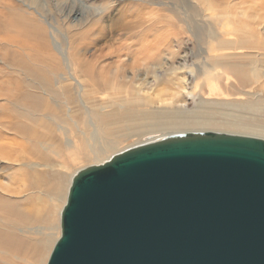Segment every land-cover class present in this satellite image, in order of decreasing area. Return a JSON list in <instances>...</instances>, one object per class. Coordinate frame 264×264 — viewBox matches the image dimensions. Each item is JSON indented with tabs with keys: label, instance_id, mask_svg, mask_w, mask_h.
Instances as JSON below:
<instances>
[{
	"label": "rangeland",
	"instance_id": "374dc122",
	"mask_svg": "<svg viewBox=\"0 0 264 264\" xmlns=\"http://www.w3.org/2000/svg\"><path fill=\"white\" fill-rule=\"evenodd\" d=\"M3 2L14 8L0 17V235L30 244L53 233L55 207L60 227L71 179L96 165L100 142L105 162L158 137L155 113L217 122L251 102L238 79L264 74V0ZM11 256L0 264H30Z\"/></svg>",
	"mask_w": 264,
	"mask_h": 264
},
{
	"label": "water",
	"instance_id": "95a60500",
	"mask_svg": "<svg viewBox=\"0 0 264 264\" xmlns=\"http://www.w3.org/2000/svg\"><path fill=\"white\" fill-rule=\"evenodd\" d=\"M47 264H264V139L177 133L72 179Z\"/></svg>",
	"mask_w": 264,
	"mask_h": 264
},
{
	"label": "bare ground",
	"instance_id": "6f19581e",
	"mask_svg": "<svg viewBox=\"0 0 264 264\" xmlns=\"http://www.w3.org/2000/svg\"><path fill=\"white\" fill-rule=\"evenodd\" d=\"M3 1L4 0H0V8H1L0 9V17H1V15H4V9L5 8H12V7L14 8V6L11 3L3 2ZM3 40H5V39L3 38ZM0 43H2V42H0ZM124 49H125V47H124ZM138 49H139V47H138ZM147 49L148 50L150 49L149 44L147 46ZM140 51H142V50H140ZM161 52L162 51H160V53ZM157 58L160 60L161 57H157ZM70 61H71L70 58L67 57V55H66L65 62L68 66L67 69L69 71L70 77L72 79L77 80L74 77V74H72V72H71L72 68L70 67ZM223 66L224 65H222V67ZM227 71H235V70L232 68H227ZM250 73L251 74L249 75V77H247V78L243 77V78L238 79V86L240 87V89H242V86H244V85L249 84L248 87H250V85L252 84V86H251L252 93L250 92V95H249V97L251 98V102L247 103V106H245V107L235 106L234 108L237 110L235 112L229 111L228 113L225 112L223 114V112L220 111L218 113V115L221 117V120H218L217 122H211L210 121V113L208 111H206L205 113H192V114H190L189 117H184V118H183V116H180L178 114H171L170 116H166L165 114L155 113V115L153 116L154 123L151 125V128H152L151 130L157 131L160 135L158 137L153 138L154 140H151V141H155L157 139L169 136L171 134L188 133V132H203L206 128H212V129L213 128H222V129L232 131V132H237V133H241V132L252 133L256 137H259V138L262 137L264 139V121H262L264 119V74L259 69H254ZM165 78H163V79H165ZM133 79H135V78H133ZM131 81L133 82V80H131ZM255 83H256V85H255ZM238 92H240V90ZM146 111L147 110H145L144 112H146ZM242 112H244V113L247 112L248 114L246 116H244V115H242ZM258 115H260L261 118ZM164 121H168V122H164ZM261 123H263V125ZM181 128H184L185 132H178L177 131V130H180ZM186 130H194V131H186ZM195 130H199V131H195ZM201 130H203V131H201ZM175 131L177 133H170L169 134V132H175ZM97 136H98V134H97ZM140 145H142V144H140ZM105 152H107V149L104 148V145L102 144V142H100V146L97 147V149H93L92 153L94 156V163L96 165L104 163L101 160V157L106 154ZM73 177H72V179H73ZM72 179H71V182H72ZM71 182H70V185H71ZM69 188H70V186H69ZM68 192H69V189H68ZM67 199H68V194H67L65 205L67 203ZM65 205H64V207H65ZM64 207H63V209H64ZM63 209H62V211H63ZM58 211H59V209L57 207H55L49 211L48 216H47V221H48L49 225L51 226V228H49V230H52L53 233L46 234L45 235L46 238L41 240L37 244H30V243L26 242V240L24 238L19 237L18 235H16L15 233H12V232H8V233H4V234L0 235V254L13 255V256H11L12 258H15V257L17 258V257L23 256V255H26L24 257H27L29 259L30 264H45L47 258L49 257V254H50L49 252L52 248V242L48 238H51L52 240L54 238L55 244H56V242L58 241L59 238H57L58 234L56 235L55 232L60 231V233H61V224H60V227H58L59 225L57 223ZM62 211H61V214H62ZM60 236H61V234H60ZM53 248H54V246H53Z\"/></svg>",
	"mask_w": 264,
	"mask_h": 264
}]
</instances>
